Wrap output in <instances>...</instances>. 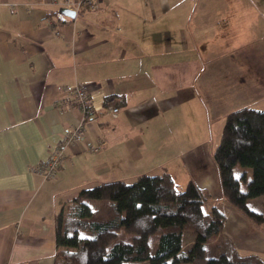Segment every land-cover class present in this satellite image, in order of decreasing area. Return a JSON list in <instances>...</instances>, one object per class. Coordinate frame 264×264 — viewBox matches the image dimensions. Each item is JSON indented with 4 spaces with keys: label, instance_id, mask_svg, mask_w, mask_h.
Instances as JSON below:
<instances>
[{
    "label": "crops",
    "instance_id": "1",
    "mask_svg": "<svg viewBox=\"0 0 264 264\" xmlns=\"http://www.w3.org/2000/svg\"><path fill=\"white\" fill-rule=\"evenodd\" d=\"M172 3L99 0L93 20L87 12L81 22L50 0H0V264H53L55 217L65 203L82 188L145 173L150 158L176 182L164 158L178 157L197 185L222 200L205 146L183 145L213 133L201 127L205 116L220 126L236 108L264 109V0H193L178 40L162 32L167 15L180 10ZM110 8L132 33L118 32ZM76 82L89 88L96 119L46 179L31 166L79 122V109L64 104ZM108 99L117 117L105 112ZM171 125L175 131L165 134ZM98 142V150L88 149ZM224 207L223 232L241 253L264 257V231Z\"/></svg>",
    "mask_w": 264,
    "mask_h": 264
},
{
    "label": "trees",
    "instance_id": "2",
    "mask_svg": "<svg viewBox=\"0 0 264 264\" xmlns=\"http://www.w3.org/2000/svg\"><path fill=\"white\" fill-rule=\"evenodd\" d=\"M213 160L223 198L264 228V211L247 201L264 197V109L242 106L229 111ZM237 166L239 175L234 172ZM225 218L195 181L189 179L178 189L166 170L139 174L132 182L103 181L80 189L56 215L53 264H264L260 254L238 250L223 232ZM186 230L214 238L212 254L207 255L206 243L197 239L187 251L181 250Z\"/></svg>",
    "mask_w": 264,
    "mask_h": 264
},
{
    "label": "rangeland",
    "instance_id": "3",
    "mask_svg": "<svg viewBox=\"0 0 264 264\" xmlns=\"http://www.w3.org/2000/svg\"><path fill=\"white\" fill-rule=\"evenodd\" d=\"M173 2V3H172ZM171 3L173 4V6H175L176 8L180 9L177 11V13H171V14H168L167 17H170L172 18V20H168L167 19V22L165 23L166 25V28L164 27V30L162 31L164 35L168 34V32H170V35L172 37H177V40H178V37H179V29H178V26L179 25H183V31L182 32H185V24H183L184 20V11H186L188 8H190L192 5H193V0H170V5ZM89 12V15H87V17H89V19L93 20L95 14H94V11L90 8H84L82 9L80 12L77 13L76 15V20L78 21H83L81 20V17L83 15V13H87ZM108 16L110 18H115L117 21H118V24L121 25L120 29H118L122 35H127V34H130L132 33L133 31H130L131 29H127V26L125 24V22H121L119 21L116 17L118 16V14L115 12L114 9H109L108 11ZM126 15H128V13H126ZM86 17V16H85ZM84 17V18H85ZM86 19V18H85ZM168 26H176L177 29L176 30H173V29H170L168 30ZM123 27V28H122ZM113 28L115 29V31L117 30V28H115V26H113ZM134 32H138V31H134ZM174 34V36H173ZM174 39L176 38H173V41ZM182 92L180 93H175V96H182ZM183 99V98H182ZM184 100V99H183ZM194 110L195 107H193ZM182 113V117L184 118V114L187 115V118H184V121L183 122H187L189 123V121H191V118H190V115H189V108L186 106V105H181L180 109H179ZM197 111V110H196ZM197 116L199 117V120H202L201 118V115L197 113ZM205 122L201 125V127L208 132V134H211V132H209V128L211 127L212 128V131L213 133L211 135H208V136H203L204 139H201L202 140H199V138L193 142H186L184 143L183 145V151H186L187 149L189 150L191 148V146H193V149L196 150V147L197 146H205V152H207L208 154V160L210 159V162L213 161L214 163V160H213V151L215 149V147L217 146V144L219 143L220 141V138H221V130H222V126H223V123H224V120L222 122V125L218 126L216 124V122H218L216 119H210V120H207L206 119V116H205ZM208 125H210V127H208ZM172 126V130H169L167 127L164 128V133L165 134H170V133H173L175 131L173 125ZM174 130V131H173ZM214 133L217 135L214 136ZM207 135V134H206ZM207 157L204 158V161L207 159ZM154 159L157 160V161H160L161 162V157L160 156H154ZM164 160H167L166 164H167V168H169L172 172V174L174 175L175 179H176V184H177V187L178 189H184L187 181L189 179H194V177L192 175H190L188 173V170L184 167V164L181 165L180 164V161H179V158L176 157V158H168V159H165ZM203 161V162H204ZM152 163V165H149V163ZM156 164V162H152L151 161V158H150V161H145L144 164H143V167L148 170L145 172V174H156V173H161L162 171H164L166 167H163L165 165V163L161 166H158V167H154L153 165ZM149 165V166H148ZM147 166L148 168L150 169H147ZM132 172V169H129V174H131ZM235 174L236 175H239L240 173V167L237 166L235 167ZM139 174H142V173H137V175H135L134 177H131V178H128V179H125V181L127 182H132L135 180V178L139 175ZM190 175V176H189ZM247 176H248V180H250L252 178V170L251 168L249 167L247 169ZM109 181V180H107ZM196 182V181H195ZM249 182V181H248ZM221 190V188H220ZM221 195H222V192H221ZM211 199H213V201L226 213V210H225V207H224V204L225 205H229V206H232L231 204H229L224 198H221L216 196V194L214 192L211 191V195H210ZM223 197V196H222ZM248 204L251 206V208L257 210V211H260V210H263L264 211V197L263 196H258V197H253V198H249L248 200ZM224 202V203H223ZM205 207V206H204ZM234 207V206H232ZM207 207H205L206 209ZM236 208V207H234ZM238 209V208H236ZM239 210V209H238ZM240 211V210H239ZM241 212V211H240ZM250 222L254 223L251 219H249L243 212H241ZM255 225H257L256 223H254ZM258 228H260L262 231H264V228L263 227H260V225L258 226ZM199 240L201 242H204L206 243V254L207 255H211L212 254V246H213V243L215 241L214 238H209V239H205V238H202L200 237L199 235H197L195 232H192V231H189V230H186L184 231V236H183V245H182V248L181 250L183 251H187V249L190 247V245L192 244V242L194 240ZM154 246H155V243L151 245V250L153 251L154 250ZM178 255H181L179 253H177V256Z\"/></svg>",
    "mask_w": 264,
    "mask_h": 264
},
{
    "label": "built area",
    "instance_id": "4",
    "mask_svg": "<svg viewBox=\"0 0 264 264\" xmlns=\"http://www.w3.org/2000/svg\"><path fill=\"white\" fill-rule=\"evenodd\" d=\"M50 3L58 7H66L74 10L76 14L84 8H95L99 0H50ZM70 95L69 100H65V105L73 106L79 109L81 118L73 127L65 129L63 135L55 142L49 150L47 156L31 166V170L38 173L43 178L50 179L56 176L57 170L65 158L64 150L72 142L82 140L85 135L86 125L92 119H96L95 109L90 99L89 88L83 84L76 82L66 89ZM119 111L118 105L114 99H108L105 104V112L112 117H117ZM101 147V142L90 144L88 149L96 151Z\"/></svg>",
    "mask_w": 264,
    "mask_h": 264
},
{
    "label": "water",
    "instance_id": "5",
    "mask_svg": "<svg viewBox=\"0 0 264 264\" xmlns=\"http://www.w3.org/2000/svg\"><path fill=\"white\" fill-rule=\"evenodd\" d=\"M58 11L59 13L66 15L70 18H74L76 16V12L74 10H70L66 7H59Z\"/></svg>",
    "mask_w": 264,
    "mask_h": 264
}]
</instances>
